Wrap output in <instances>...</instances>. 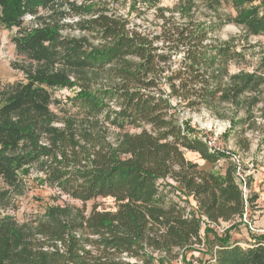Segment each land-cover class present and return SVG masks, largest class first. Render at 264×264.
<instances>
[{
	"label": "trees",
	"instance_id": "1",
	"mask_svg": "<svg viewBox=\"0 0 264 264\" xmlns=\"http://www.w3.org/2000/svg\"><path fill=\"white\" fill-rule=\"evenodd\" d=\"M57 1L0 0V29L15 31V53L26 61L18 66L22 80L0 90V202L19 189L20 173L36 170L58 197L82 208L52 206L23 224L2 218L0 264H130L125 258L193 264L186 259L194 252L210 256L195 264H264V235L251 234L242 221L255 196L245 202L235 165L209 153L174 110L216 103L228 65L240 53L231 43H210L218 26L195 22L192 3L180 11L188 16L181 24L157 11L161 23L151 36L128 32L126 20L101 8L70 4L77 15L90 14L77 25L82 33L95 31L97 46L63 37V26L46 22L50 16L25 27V17L42 15ZM239 12L235 22L248 34H264V0ZM98 75L106 86L90 84ZM73 87L67 101L75 114L52 97ZM241 145L249 149L248 140ZM185 153L198 155L210 169L186 160ZM220 160L224 165L214 170ZM250 183L246 177L247 188ZM176 190L195 209L186 212L182 204L188 202H180ZM106 199L112 210L94 204L84 213L88 202ZM222 223L231 225L220 235L215 230ZM242 227L246 247L232 240Z\"/></svg>",
	"mask_w": 264,
	"mask_h": 264
},
{
	"label": "rangeland",
	"instance_id": "2",
	"mask_svg": "<svg viewBox=\"0 0 264 264\" xmlns=\"http://www.w3.org/2000/svg\"><path fill=\"white\" fill-rule=\"evenodd\" d=\"M260 0H58L55 7L38 15L32 22H27L25 27H34L44 23L42 19H50L46 22L63 26L60 34L66 38H86L88 44L97 46L95 31H79L77 25L79 19L87 21L89 15L79 16L70 4H80L101 8L106 16L115 15L128 22V32L140 31L146 35L158 32L156 27L161 23L157 17V11L162 10L166 18H172L173 23L181 24L187 21L180 12L184 6L194 4L191 10V18L199 24H214L218 27L209 35L210 43H231L240 57L231 60L228 71L224 74L221 83V96L210 108H201L200 111H189L183 107H177L176 113L182 123L195 130L207 140H213L217 153L229 158V161L239 167L244 180L250 178V187L247 190V202L250 196H255L253 206L246 210L247 230L254 235H264V34L254 36L248 34L246 29L235 22L240 8H250L258 4ZM240 3V4H239ZM104 10V11H103ZM239 12V13H238ZM186 16V13H183ZM13 31L0 29V90L8 84L22 80L23 75L18 66L26 64L25 59L16 55L11 38ZM177 59L173 60V66ZM252 78L249 81L247 77ZM246 81V83H245ZM90 84L95 88L107 85L104 76H91ZM76 87L54 91L52 97L61 105H67L72 98ZM240 91V93H238ZM67 102V104H66ZM172 106L175 101H170ZM61 119L62 114L55 106L51 107ZM249 110V112H248ZM251 110V111H250ZM76 108L71 105L70 113L75 114ZM248 114V115H247ZM246 116H249L246 119ZM56 127L62 128V123H55ZM248 140L249 149L243 151L241 143ZM240 144V145H239ZM186 160L196 162L199 167L210 169L209 165L199 164L201 159L198 155L193 157L185 153ZM218 163L214 170L224 165ZM236 171V168H235ZM21 185L17 191L11 193L7 201L0 202V220L11 219L18 224H23L34 217L42 216L49 207L64 206L65 204L82 208L77 201H69L66 196L58 197L55 189L45 183V175L32 170L29 174H19ZM0 188H4L0 183ZM98 210H112L113 203L110 199L88 202L84 207L87 214L93 205ZM253 207V208H252ZM243 221V217H242ZM230 227V226H229ZM225 224L219 225L218 234L222 235L228 228ZM247 231L242 227L239 231H233L232 240L240 246L246 247L248 240ZM210 240L212 237H209ZM203 239V236H202ZM206 246L202 244V249ZM212 251L216 250V244L211 243ZM209 255L202 256L199 252L187 255V261L196 263L198 260H208ZM130 264H135L134 259H127ZM141 264V263H138ZM151 264H156L155 262ZM172 264H180L179 260Z\"/></svg>",
	"mask_w": 264,
	"mask_h": 264
},
{
	"label": "built area",
	"instance_id": "3",
	"mask_svg": "<svg viewBox=\"0 0 264 264\" xmlns=\"http://www.w3.org/2000/svg\"><path fill=\"white\" fill-rule=\"evenodd\" d=\"M34 18H35V16H27V17H25V23H27V22L31 23L32 19H34ZM34 27H37V26L35 25ZM203 143L206 145L207 150H208L209 153H217L218 152L217 148L215 146V142L213 140H210V139L205 140V139H203ZM220 162L221 161H218V163H220ZM232 162H235V161L232 160ZM236 175H237V178L239 179V181L241 182V191H242V195H243V197L245 199V202H246L247 201V197H246V195H247L246 188L247 187L245 185L244 178L240 174L238 166L236 167ZM166 180H167V182H169L170 185L175 186V184L171 180H169V179H166ZM175 195L177 196V199L180 202H182V203H187L188 202L187 204H182V206H184V205L186 206V212H190L191 210L195 209V204H194V202L191 199L187 198L188 199V201H187L186 198L181 193L178 192V190H176ZM246 210H247V208H245V210H244L243 222H246ZM222 224H225L228 227L231 225L230 223H222Z\"/></svg>",
	"mask_w": 264,
	"mask_h": 264
},
{
	"label": "crops",
	"instance_id": "4",
	"mask_svg": "<svg viewBox=\"0 0 264 264\" xmlns=\"http://www.w3.org/2000/svg\"><path fill=\"white\" fill-rule=\"evenodd\" d=\"M193 157H196V155L195 154H193V153H190ZM199 164H203V162L202 161H199Z\"/></svg>",
	"mask_w": 264,
	"mask_h": 264
}]
</instances>
